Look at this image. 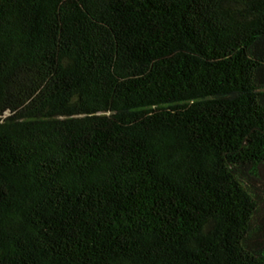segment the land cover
Wrapping results in <instances>:
<instances>
[{
	"label": "trees",
	"instance_id": "1",
	"mask_svg": "<svg viewBox=\"0 0 264 264\" xmlns=\"http://www.w3.org/2000/svg\"><path fill=\"white\" fill-rule=\"evenodd\" d=\"M0 264H264V0H0Z\"/></svg>",
	"mask_w": 264,
	"mask_h": 264
}]
</instances>
